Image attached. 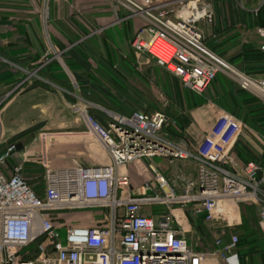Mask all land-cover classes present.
<instances>
[{
	"label": "built area",
	"instance_id": "2783aa9c",
	"mask_svg": "<svg viewBox=\"0 0 264 264\" xmlns=\"http://www.w3.org/2000/svg\"><path fill=\"white\" fill-rule=\"evenodd\" d=\"M185 1L184 10L174 18L173 8ZM110 3L116 12H127L124 20H145L133 48L154 56L185 87L201 94L226 69L243 89L264 101V79L234 69L205 43L199 25L208 16V0ZM159 41L172 48L168 60L154 53ZM81 113L111 161L53 168L44 156V197L28 183L22 164L9 165L17 143L0 154V264H241L237 234L228 242L216 238L212 248L193 247L178 227L175 208L191 207L205 221H212L233 205L253 204L259 208V228L264 234V160H250L240 167L231 156L245 128L242 120L224 111L191 147L163 133L168 121L163 112L113 117L107 126L87 111ZM154 157L194 161L196 178L179 190L176 182L155 171L143 181L140 192L134 191L128 166ZM160 205L168 213H145ZM89 209L107 211L101 214V226L59 225L53 216Z\"/></svg>",
	"mask_w": 264,
	"mask_h": 264
},
{
	"label": "rangeland",
	"instance_id": "374dc122",
	"mask_svg": "<svg viewBox=\"0 0 264 264\" xmlns=\"http://www.w3.org/2000/svg\"><path fill=\"white\" fill-rule=\"evenodd\" d=\"M106 1L110 2V0H18V5L21 6V8H28L31 11L29 13L26 10H17L12 12L0 9L3 11L2 13L0 12V20L1 18L5 19V22L2 21L3 23L9 22L11 19H14L12 24L17 21L15 24L18 28L15 29L16 36L13 38L19 39L21 42L23 50L20 52L21 57H27L28 45L30 43L32 44L33 41H37L40 47H45V50L48 54H50V56L53 55L52 57L55 60L52 63L53 65H49V68L52 67L51 70L53 74H55V77L48 79L41 74L40 70L42 67L30 70V68H25L24 66H20L14 62L3 59L4 62H7L11 66H14L15 68L18 67L22 71V77L28 78L30 76H35L37 80V92L32 99L38 101L35 110L39 123L47 122L45 120L41 121V119L43 120L45 117L51 116V118L54 119L55 116L62 114V111L68 112V115L78 118L81 115V110H89V108L92 107L99 110L98 104H95L94 102L92 103V101L81 92L72 71L66 64V58L63 56V52L65 50H62L63 48H61L59 43H64L65 45L68 44L67 47H71L74 44H70L69 40L63 34H60L52 25L51 11L53 6L55 8L56 20H61V24H63L62 26L64 28L65 26L68 27V29H66L68 33L72 30L78 34H85L86 39L90 40V45H93V36L97 37V35L105 30L110 32V35H112V31L117 30V32L122 34L127 29L132 30L133 33L136 34L139 29L145 25V20L141 18H132L134 22L137 21L136 23L129 20L122 21L120 19L123 15L121 16L115 11H113V14L118 20L111 22V17L109 16V18H107V16L105 17L106 21L104 22L105 18L103 19L102 16L105 14L111 15L110 10L103 5ZM261 1L262 0H208V16L202 20L199 27L205 34L206 31L208 32L209 30H213L214 26L217 25V22L225 26L232 23L233 9L231 8V5L233 3L238 8L240 20L242 21L245 12L256 14V8L259 6ZM186 2L187 1L176 5L173 8L171 14L174 18L177 14H180L184 10ZM216 5H220L223 10L217 12L215 8ZM88 15L92 16L94 19L93 26L88 22L86 23V20L84 21L83 17ZM29 20H31V24L28 22ZM83 22H85L84 27L86 28V31H82L80 25L78 24H83ZM3 23L0 21V24ZM10 27H0V33L7 29H12V25H10ZM240 30L241 29L239 28L231 30L230 32L234 33ZM34 31L36 36L33 34ZM244 36L245 38H255L257 36L260 40V46L264 50V35L262 34L261 29L256 30L255 34L245 33ZM25 53L27 55H25ZM232 53L233 51H230L228 53V57L231 56ZM221 58L234 69L241 71L238 66L227 60V55H224ZM36 59L37 63H41L43 60V58L40 57H37ZM134 59L136 60L134 67L136 68V72L138 73L137 76L140 80L143 79V74L146 73L148 68L155 67V69H160V67H162L157 64L152 56L146 53H138L134 51ZM34 60L35 59H29L27 57L26 60H23V62H30L31 64V62H35ZM224 70L220 72L222 74L219 76L217 81L210 84L204 92L198 94H203L202 97L198 96V101L193 100L191 102V95L187 92L183 97L181 107L178 103H174L172 105L173 100L169 99L162 93L161 87L159 91L154 85L155 80L150 78L146 73L145 76L150 79V83L146 80L144 84L149 89L151 88L154 94H156L161 108L158 111L165 112V114L169 115L168 111L170 109L172 113V115H169L171 120L169 119L164 126V134L171 139L170 131L167 127L172 123V125L175 126L173 118L175 115L173 114H184V116L189 115L191 118L193 117L194 120L190 129L193 133L200 136L206 134L210 130L216 118L224 111L235 115L233 110H236V108L233 100L231 99L232 96L230 95L231 92L229 88L231 85H229L228 80L235 85L236 83H239L233 77V73L230 70ZM241 72L245 73L244 71ZM247 75L250 76V74ZM252 77L258 79L264 78L263 76ZM66 79H68V82ZM218 82L221 84L220 86L223 87L224 92L220 90ZM7 94L5 96H8ZM222 94H225L224 100L222 98ZM221 102L223 105H227L229 110L225 109L224 106L221 105ZM0 105H2V100L0 101ZM156 111L157 110H150L148 114L152 115ZM109 112L111 114L113 113V111ZM45 127L43 124L35 134H27L19 138L20 141H18V143L20 142L25 148L28 147V149L31 150L28 152L30 155H27L24 151L22 154H14L8 161L11 165L22 164L24 176L27 179L34 181V183L39 181L45 174V167L41 164L44 156L47 157L49 165H52L51 167L53 168L54 165L58 168L64 167L63 162H65L67 158H69L70 165H74L76 163L93 164L108 162L109 157L107 153L100 147L99 143L92 134H44V132L47 131ZM241 134V142L248 144L256 157L264 155V135L258 134L246 123ZM15 135L17 134H0V154L12 144L13 141L10 139ZM25 148H23V150ZM54 156L58 159L50 163ZM236 157L240 165L243 166L246 163L244 159H241L238 156ZM164 158L157 157L154 160H136L139 162V166L134 170V179L143 182L144 178L147 177L148 174H151V171L149 170L151 169L150 161L155 162L157 166L161 165L162 171L166 174V176L170 178L171 181L175 180L174 182L178 183L179 190H183L184 186L188 184V182L195 179L194 167L187 162L189 160H179L168 157ZM248 205L249 204L247 203L233 205L228 212L217 215L212 221H205L204 218H200L202 220H196V214L191 207L176 206L175 210H177V212H175L176 215H180L183 220L180 221V225L183 229H186V234L190 239V244L193 247L205 250L211 248L215 238L221 236L223 232L227 234H236V232H241L244 228H246V224H249L248 226L251 225V229L255 228V223L252 220L248 223V220L246 219L247 215L245 214V208ZM154 209L158 210L157 213H168V209L162 205L156 206ZM257 211L259 212V208ZM106 213L107 211L105 209H89L74 212L62 211L59 212L60 215L58 214L59 217L63 218L59 225L85 224L101 226L104 223L101 214L105 215ZM63 233H65L64 230ZM207 235H209L210 238H208ZM244 264H264V256L260 257L257 254H253L252 257L248 256L245 259Z\"/></svg>",
	"mask_w": 264,
	"mask_h": 264
},
{
	"label": "trees",
	"instance_id": "16d2710c",
	"mask_svg": "<svg viewBox=\"0 0 264 264\" xmlns=\"http://www.w3.org/2000/svg\"><path fill=\"white\" fill-rule=\"evenodd\" d=\"M18 4V0H0V9L12 12L26 10L29 13L31 11L28 8H21ZM215 8L217 12L223 10L220 5H216ZM231 8L233 9L232 23L225 26L217 22V25L214 26L213 30L205 32L204 41L208 47L219 56L223 57L224 55H227V60L238 66L241 71L250 74V76L264 77V50L260 46V40L257 36L255 38H245L244 36L245 33L255 34L256 30L264 28V3L256 14L245 12L242 21L240 20L238 8L234 3L231 5ZM0 12L2 13L3 11L0 10ZM117 14L121 16L126 15L122 10L117 12ZM110 17L111 19L116 20V16ZM51 18L53 22L52 25L55 29L60 34H63L69 40L70 44H74L71 47H67L68 44L65 45L64 43H59L61 48H63L62 50H65L63 56L66 58V64L72 71L81 92L84 96L88 97L92 103L94 102L110 111L125 116H130L134 112L148 114L150 110H160V102L157 99L156 94H154L151 88L149 89L144 84L146 80L150 83V79L145 76L146 73L150 78L155 80L154 85L158 90L160 91L161 87L162 93L169 99L173 100L172 105L178 103L181 107L183 97L187 92L191 95V102L193 100L198 101V96L202 97L203 94L198 95L185 88L181 79L173 75L164 67H160V69H155V67L148 68L146 73L143 74V79L140 80L137 76L138 73L136 72V68L134 67L136 60L134 59L135 49L132 46V42L136 34L133 33L132 30L127 29L122 34L115 30L112 31V35L105 30L97 35V37L93 36V45H90L89 39H86L85 41L81 40L85 37V34H78L72 30H69L70 33L66 31L68 27L65 26L64 28L62 26L63 24H61V20H56L55 8L53 6ZM83 18L84 21L86 20V23L88 22L93 26L94 19L92 16L88 15ZM133 19L128 20L136 23L137 21L134 22ZM0 21L3 23L2 21L5 22V19L1 18ZM12 21H14V19L0 25V27H10V25H12V29H7L0 33V101L19 81L24 78L22 77L21 70L4 62L3 59L24 66L25 68H30V70L42 67L40 70L42 75L48 79L55 77V74H53L51 70L52 67L49 68V65H53L52 63L55 61L51 58L53 55L50 56L45 50V47H40L37 41H33L32 44L30 43L28 45V50L31 46L36 47L38 50L36 58H43L42 62L37 63V59L34 60L35 62H31L32 65L30 62H23L28 56L21 57L20 52L23 51L21 42L19 39L13 38L16 36L15 29H17L18 26L12 24ZM28 22L30 24L32 23L31 20ZM85 22H83V24L78 23L82 31H86V28L84 27ZM15 23H17V21ZM239 28L241 30L238 32H230L231 30ZM33 34H36L35 31ZM230 51H233V53L228 57ZM25 55L27 54L25 53ZM29 59H32V57ZM48 61L50 62L47 63ZM221 74L222 73H219L211 84L217 81ZM66 81L68 82V79H66ZM228 83L231 85L229 87L231 92L230 95L232 96L231 99L236 108V110H233V113L258 134L264 135V101L243 89L236 82V85L232 84L230 80H228ZM34 84L37 85L36 79H34ZM218 84L220 90L224 92L223 87L220 86L221 84L219 82ZM224 95L225 94H222L223 100L225 97ZM222 102L221 105L229 110V107L225 104L223 105ZM87 112L104 126H107L108 122L112 120V118L101 109L97 110L92 107L89 108ZM168 114L172 115L170 109ZM173 115H175L173 118L176 127L172 125L173 123L167 127L170 131L171 139L177 142H183L192 147L197 142V140L192 138L188 132V127L193 122V117L191 118L189 115L184 116V114ZM169 119L171 120L170 116ZM40 126L41 124H36L21 131L10 139L13 141L12 144H18V141H20L19 138L27 134H35ZM232 155H234L236 159V156L244 159L245 162L250 160L263 162L264 160V155L256 157L250 146L241 142V137L235 142ZM27 181L40 197H44L46 187L45 174L35 183L31 179H27ZM245 209L248 223L252 220L255 223V228L251 229V225L248 226L249 224H246V228L241 232H236L239 236L238 251L241 252L239 253L242 258V264L245 263V259L248 256L252 257L253 254H257L260 257L264 256V235L259 228L258 208L253 204H249ZM53 216L58 224L62 222L63 218L59 217L58 214ZM200 218H204L203 215L196 214V220H202ZM231 235L232 234L230 233H224L222 238L225 242H228ZM207 237L210 238L209 235H207ZM214 242L212 247H214ZM33 246H35V244H33Z\"/></svg>",
	"mask_w": 264,
	"mask_h": 264
},
{
	"label": "crops",
	"instance_id": "0c3cea01",
	"mask_svg": "<svg viewBox=\"0 0 264 264\" xmlns=\"http://www.w3.org/2000/svg\"><path fill=\"white\" fill-rule=\"evenodd\" d=\"M1 1H3V0H1ZM103 5H105L104 7L108 8L110 10V13H111V15L105 14L104 16H102L103 19L107 16H108L107 18H109V16H115L113 14V11H115V10L113 9V5L110 2H107V3L105 2ZM117 20L118 19H116L115 21H117ZM105 21H106V18H105L104 22ZM112 21H114V20L112 19L111 22ZM0 25H2V24H0ZM81 40L85 41L86 37H83ZM37 51L38 50L36 49V47H32V46L29 47V50L27 52L28 57L29 58L32 57V59H36ZM52 59H54V58L52 57ZM17 69H19V68L17 67ZM34 79H36L35 76H32V77L30 76L28 78H24L23 80L19 81L9 91V93L7 94L8 96L3 97L2 105H0V107L2 106L0 108V134H18L21 131H23V130H25V129L33 126V125L41 124V126H42L44 124V127L46 126L45 129L47 130L46 132H44V134H92L93 135V133L90 131L89 127L87 126L85 120L83 119L82 115H80L77 118V117H72V116L68 115V112L62 111V114L55 116L54 119H52L51 116L45 117V118H43V120L41 119V121L45 120L47 122H40L39 123V121L37 119L36 110H35L36 109L35 107L37 106L38 101L32 99L36 95V92H37V90H36L37 85L34 84ZM98 107H99V109L102 108V106H100V105H98ZM106 114L109 115V113H106ZM192 116H193V113H192ZM193 120H194V118H193ZM192 123L188 127V132L190 133L192 138H194L198 141V140L202 139L205 134L200 136L198 134L193 133L190 129ZM30 151L31 150H29L28 147H26L24 150L22 149L21 151H16L14 154H22L23 152L28 153ZM155 158H157V157L151 158L149 160H154ZM159 158H164V157H159ZM56 159H58V158L56 156H54L52 161H50V163H52ZM187 162H189L191 164V166L194 165L190 161H187ZM103 163H105V162H103ZM103 163H93V164H84V165H99V164H103ZM184 163H186V162H184ZM63 164H64L63 165L64 167H60V168L73 166V164L70 165L69 158H67V160L65 162H63ZM9 165H11V164L9 163ZM238 165L240 167L242 166L240 164H238ZM138 166H139L138 161H136L135 163L128 166V172H129L130 179H131V188L136 192L141 191L139 189V187L143 183L140 180L137 181L134 179L135 178L134 170ZM150 166L152 169V170L149 169L151 171V174H148L147 176H149V177L153 176L155 174V171H156V172L162 174L164 177H166L167 179L170 180V178H168L166 176V174L162 171L161 165L157 166L155 162L150 161ZM54 168H58V167L54 165ZM194 175L196 178L195 168H194ZM174 181L175 180H173V182ZM155 207L156 206H154L153 208L146 209L145 213L152 214V215L156 216L158 210H155L154 209ZM90 215H92V214H90ZM178 221H179V223H180V221H183L181 219L180 215L178 216ZM178 227L182 229L185 236L188 238V240L190 242V239L186 234V229H183L182 226L179 224H178ZM224 233L225 232H223L222 235ZM239 256H240V253H239ZM240 262H241V256H240Z\"/></svg>",
	"mask_w": 264,
	"mask_h": 264
},
{
	"label": "bare ground",
	"instance_id": "6f19581e",
	"mask_svg": "<svg viewBox=\"0 0 264 264\" xmlns=\"http://www.w3.org/2000/svg\"><path fill=\"white\" fill-rule=\"evenodd\" d=\"M262 2V1H261ZM261 4V3H260ZM200 9H201V6H198ZM122 12H124L126 15H128L127 14V12L126 11H122ZM257 12V11H256ZM126 15H124L122 18H121V20L123 21L124 19V17L126 16ZM136 18H139V17H136ZM263 31H264V28H262L261 29V32L263 33ZM203 33V32H202ZM136 35H137V33H136ZM203 35H204V33H203ZM136 37V36H135ZM135 39V38H134ZM204 40H205V36H204ZM134 41V40H133ZM133 43V42H132ZM208 46V45H207ZM214 52V51H213ZM154 53H156L157 55H159L162 59H164V60H168L169 58H170V56H171V54H172V48L169 46V45H167L166 43H164L163 41H159L158 42V44H156V46L154 47ZM215 53V52H214ZM147 54V53H146ZM148 55H150V54H148ZM218 55V54H217ZM150 56H152V55H150ZM219 56V55H218ZM154 59H155V61L157 62V60H156V58L154 57V56H152ZM220 57V56H219ZM158 64V63H157ZM158 65H160V64H158ZM160 66H162V65H160ZM162 67H164V66H162ZM165 68V67H164ZM241 72V71H240ZM243 73V72H242ZM245 74V73H244ZM174 75V74H173ZM247 75V74H246ZM249 76V75H248ZM177 77V76H176ZM250 77H252V76H250ZM179 78V77H178ZM252 78H255V77H252ZM255 79H258V78H255ZM264 79V78H263ZM182 81V80H181ZM238 82V81H237ZM183 83V82H182ZM239 83V82H238ZM184 85V84H183ZM239 85H240V83H239ZM187 88V87H186ZM187 89H189V88H187ZM190 90V89H189ZM192 91V90H191ZM194 92V91H193ZM195 93V92H194ZM197 94V93H196ZM85 111H87V110H85ZM157 112H160V111H157ZM81 113V112H80ZM88 113V112H87ZM156 113V112H155ZM163 113H165V112H163ZM230 113V112H229ZM89 114V113H88ZM232 114V113H231ZM81 115H82V113H81ZM167 115V114H166ZM109 116L112 118V120H113V117H119V116H125V115H121V114H118V113H110L109 114ZM82 117H83V115H82ZM167 117H168V121H169V116L167 115ZM83 119H84V117H83ZM85 120V119H84ZM167 121V122H168ZM86 122V121H85ZM87 124V123H86ZM88 126V125H87ZM165 126V125H164ZM163 129H164V127H163ZM97 140V139H96ZM98 142V141H97ZM20 143V142H19ZM18 143V144H19ZM99 143V142H98ZM100 145V144H99ZM23 147H22V149L24 148V145H22ZM100 147H101V145H100ZM17 148H18V145L16 146V150H15V152L16 151H21V150H17ZM102 148V147H101ZM103 149V148H102ZM7 150V149H6ZM5 150V151H6ZM4 151V152H5ZM4 152H2V153H4ZM14 152V153H15ZM1 153V154H2ZM13 153V154H14ZM12 154V155H13ZM27 155H30V153H27ZM108 155V154H107ZM231 156L232 157H234L233 155H232V153H231ZM109 157V156H108ZM235 158V157H234ZM236 159V158H235ZM237 160V159H236ZM110 157H109V160H108V162H105V163H103V164H109L110 163ZM190 162L191 163H193L194 165V168H195V171H196V173H197V165L195 164V162L194 161H191L190 160ZM41 164L43 165V163L41 162ZM103 164H100V165H103ZM13 166V165H12ZM44 166V165H43ZM146 178H148V176L147 177H145L144 178V180L146 179ZM143 180V181H144ZM170 182H172V183H175V182H173V181H171V180H169ZM176 186H177V188H178V183L176 182ZM162 206H164V205H162ZM166 207V206H165ZM219 215V214H218ZM217 216V215H216ZM94 226H96V225H94ZM219 237H222V236H219ZM218 238V237H217ZM215 240H216V238H215ZM214 244H215V242H214Z\"/></svg>",
	"mask_w": 264,
	"mask_h": 264
},
{
	"label": "water",
	"instance_id": "95a60500",
	"mask_svg": "<svg viewBox=\"0 0 264 264\" xmlns=\"http://www.w3.org/2000/svg\"><path fill=\"white\" fill-rule=\"evenodd\" d=\"M56 55H57V54H56ZM57 56H58V55H57ZM101 109H102L103 111H105L106 113H109V114H110V112H109L110 110H107V109H105V108H101ZM22 147H23L22 144L19 143V144H18V148H17V150H21Z\"/></svg>",
	"mask_w": 264,
	"mask_h": 264
}]
</instances>
